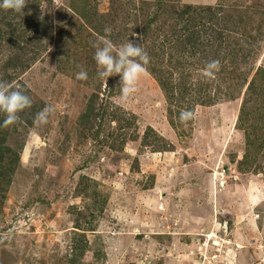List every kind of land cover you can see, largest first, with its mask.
Returning <instances> with one entry per match:
<instances>
[{
    "label": "rangeland",
    "instance_id": "1",
    "mask_svg": "<svg viewBox=\"0 0 264 264\" xmlns=\"http://www.w3.org/2000/svg\"><path fill=\"white\" fill-rule=\"evenodd\" d=\"M92 7L96 30L71 20L68 0L0 10V81L32 100L1 128L18 160L0 187V264H264V0ZM155 15L142 47L156 75L147 67L123 101L119 76L97 77L93 44L137 41ZM46 106L54 115L34 126Z\"/></svg>",
    "mask_w": 264,
    "mask_h": 264
},
{
    "label": "clouds",
    "instance_id": "2",
    "mask_svg": "<svg viewBox=\"0 0 264 264\" xmlns=\"http://www.w3.org/2000/svg\"><path fill=\"white\" fill-rule=\"evenodd\" d=\"M26 7V0H0V10H7L21 13ZM105 33H110V28H105ZM95 48L94 60L97 66V77L108 82L110 77L119 76V98L127 101L137 91L139 79L147 73V65L150 57L143 49L142 45L129 40L126 43L115 46L110 40L101 38L93 44ZM218 60L209 61L204 68V74L211 77L219 70ZM77 80H87L88 73L80 70L75 74ZM32 106L31 98L20 89H13V86L5 81H0V113L4 114V119L0 122V128H9L15 125L19 119V114ZM56 108L46 106L38 112L33 120L36 127L47 125L54 115ZM193 118V113L189 110H182L180 121L186 122Z\"/></svg>",
    "mask_w": 264,
    "mask_h": 264
},
{
    "label": "trees",
    "instance_id": "3",
    "mask_svg": "<svg viewBox=\"0 0 264 264\" xmlns=\"http://www.w3.org/2000/svg\"><path fill=\"white\" fill-rule=\"evenodd\" d=\"M163 1V0H161ZM93 4V0H68V8L70 10V12H73L72 15H70L71 20H74L76 17L78 18V21H80V23L84 26L86 25H92V21L91 19H93L92 15H96L98 12H96V9L92 7ZM3 16V17H2ZM8 16V15H7ZM7 16L5 14L1 15V20L2 22L5 23ZM3 18V19H2ZM158 15L153 16L151 18L150 21H147L146 25H145V29L143 32V37L140 38L137 41H132L136 44H140L143 46L144 44V40L146 38V36H152L155 34V32H158L157 28L155 30L152 31L154 24L157 22L158 20ZM179 20L181 21L182 26L185 24V28H183L186 32H188V28L190 30H196L199 26H200V21L198 20V18L195 16L194 14V8L193 7H185V9L180 13V15L178 16ZM94 24L92 25V27L94 28V30H96L97 26H101L100 23H98L97 21H94ZM97 22V24H96ZM84 26V27H85ZM180 26V25H177ZM188 27V28H187ZM103 30H105V27L102 26ZM155 31V32H154ZM96 32V31H95ZM113 32L111 31L110 33H108L107 37H112L113 36ZM99 36L100 33H97ZM188 35H190V33H188ZM6 36H10L11 38L16 37V29H12V24H9L7 27V33ZM197 36V33L194 31V34H192L189 39H188V43L192 44L193 42V38ZM19 42V39H18ZM12 42L9 41L8 45L11 47L12 46ZM19 45V44H18ZM17 45V46H18ZM17 51L19 50V47L16 48ZM15 51L8 60V65H13L15 62H13L15 59H18V52ZM146 67H148L149 71H151L154 75H156V70L151 66V63H149ZM257 80H253L252 83H250L249 87L251 89V92H256L257 88L259 87L258 81H263V74L261 71L258 72L257 76H256ZM8 132L7 133H2L1 128H0V187L2 185V183H4L6 180V174L13 172L12 170V165L15 164V162L18 160V158L14 157V154H11V149L8 148L7 146H4L6 138H7ZM11 154V155H10ZM5 164V171L1 170V164Z\"/></svg>",
    "mask_w": 264,
    "mask_h": 264
}]
</instances>
